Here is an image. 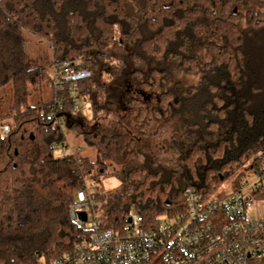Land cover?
I'll return each instance as SVG.
<instances>
[{
	"label": "trees",
	"instance_id": "obj_1",
	"mask_svg": "<svg viewBox=\"0 0 264 264\" xmlns=\"http://www.w3.org/2000/svg\"><path fill=\"white\" fill-rule=\"evenodd\" d=\"M23 28L49 43L52 64L89 70L77 93L90 116L74 111L68 83L27 66ZM177 73L199 81L184 88ZM166 124L168 161L154 146ZM66 131L95 157L58 154ZM258 152L264 0H0V264L74 247L86 228L69 207L88 178L119 181L93 187L103 227L123 231L130 210L153 227L186 212L187 188L211 193L245 160L264 161Z\"/></svg>",
	"mask_w": 264,
	"mask_h": 264
},
{
	"label": "built area",
	"instance_id": "obj_2",
	"mask_svg": "<svg viewBox=\"0 0 264 264\" xmlns=\"http://www.w3.org/2000/svg\"><path fill=\"white\" fill-rule=\"evenodd\" d=\"M89 74L67 61L52 64L54 87L68 83L75 112L81 107L78 80ZM1 129L8 131V124ZM73 151L69 145L58 147L60 155ZM249 159L209 194L187 188L186 212L164 217L165 224L159 219L153 227L146 226L134 210L128 212L123 231L103 227L101 211L85 185L69 207L70 217L85 232L70 250L40 264H253L264 259V215L258 212L264 161ZM82 211L85 220L79 217Z\"/></svg>",
	"mask_w": 264,
	"mask_h": 264
},
{
	"label": "rangeland",
	"instance_id": "obj_3",
	"mask_svg": "<svg viewBox=\"0 0 264 264\" xmlns=\"http://www.w3.org/2000/svg\"><path fill=\"white\" fill-rule=\"evenodd\" d=\"M23 35V48H24V55H25V62L27 66H34V65H41L45 70L48 72L52 71V50L49 45V43L41 39L38 35L34 34L33 32L29 31L26 28H23L22 30ZM177 75L180 78L181 83L183 84V87L186 88L189 86V84H197L199 81L198 75H187L185 78L180 76L178 73ZM80 106L87 116H90L91 110L89 107V104L86 101L80 100ZM111 117L107 116V119L104 121L110 120ZM154 124L151 122L146 126V130H151L152 126ZM169 127V129H168ZM176 130V128H170L169 124H166V127L164 126L162 128V133L159 136L158 139L154 140V146H156L155 150L159 154V156L164 160L168 161L169 154L166 152V143L167 141L171 140V135L169 134L170 131ZM67 141L68 145L73 147V149L76 150L78 154L81 155H87L91 159L95 157V150L91 146H87L80 135L74 134L72 131H66ZM167 140V141H166ZM250 160V159H249ZM247 160H245L243 163H245ZM242 165L238 169L241 168ZM237 169V170H238ZM237 170L235 172H237ZM119 184V181L117 178L106 175L105 177H102L99 182H94L92 179L86 180L87 187L93 191V187L98 186L99 189H112L116 187ZM262 199L259 200V208L258 212L260 215H264V195L261 196ZM160 222L162 224H165L167 221L164 218V216L160 217Z\"/></svg>",
	"mask_w": 264,
	"mask_h": 264
},
{
	"label": "water",
	"instance_id": "obj_4",
	"mask_svg": "<svg viewBox=\"0 0 264 264\" xmlns=\"http://www.w3.org/2000/svg\"><path fill=\"white\" fill-rule=\"evenodd\" d=\"M79 217L82 219V220H85L86 218V213L84 211L80 212L79 213ZM129 220V219H128Z\"/></svg>",
	"mask_w": 264,
	"mask_h": 264
}]
</instances>
